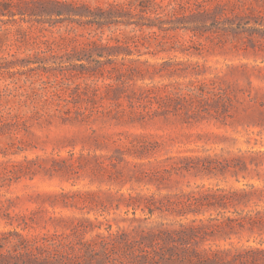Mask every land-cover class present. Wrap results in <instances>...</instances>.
<instances>
[{"label":"rangeland","instance_id":"obj_1","mask_svg":"<svg viewBox=\"0 0 264 264\" xmlns=\"http://www.w3.org/2000/svg\"><path fill=\"white\" fill-rule=\"evenodd\" d=\"M263 191L264 0H0V264H264Z\"/></svg>","mask_w":264,"mask_h":264},{"label":"trees","instance_id":"obj_2","mask_svg":"<svg viewBox=\"0 0 264 264\" xmlns=\"http://www.w3.org/2000/svg\"><path fill=\"white\" fill-rule=\"evenodd\" d=\"M261 196H264V191L262 193H260ZM256 217V216H255Z\"/></svg>","mask_w":264,"mask_h":264}]
</instances>
